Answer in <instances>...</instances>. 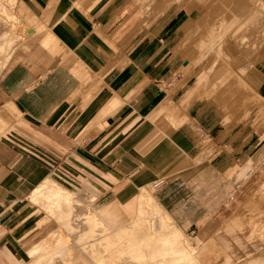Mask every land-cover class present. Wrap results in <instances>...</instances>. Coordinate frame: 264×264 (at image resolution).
Listing matches in <instances>:
<instances>
[{
  "label": "crops",
  "instance_id": "0c3cea01",
  "mask_svg": "<svg viewBox=\"0 0 264 264\" xmlns=\"http://www.w3.org/2000/svg\"><path fill=\"white\" fill-rule=\"evenodd\" d=\"M20 1L33 37L0 72V264H128L130 225L156 243L175 229L187 251L179 227L220 208L254 138L236 94L221 108L205 88L186 98L190 17L143 28L122 2ZM66 191L69 203L41 197Z\"/></svg>",
  "mask_w": 264,
  "mask_h": 264
},
{
  "label": "rangeland",
  "instance_id": "374dc122",
  "mask_svg": "<svg viewBox=\"0 0 264 264\" xmlns=\"http://www.w3.org/2000/svg\"><path fill=\"white\" fill-rule=\"evenodd\" d=\"M112 1H115L116 4H118V2H122L124 6L126 4V6H133L131 9L135 7V2L132 0L129 2H127L128 0ZM222 1L223 0H214L212 3L214 5L219 4ZM235 1L237 5V0L228 1L229 6H231ZM147 4L151 7L149 10L150 14H144L141 20L147 22V26L145 28L154 24L163 16H170L173 13L172 9L175 10V13L181 15V17H190V27L192 28L189 30L191 34L189 35L190 37L187 43L191 46L192 50H195L196 58L192 62H186L188 64L187 67L189 71H192L193 69L200 70L202 75L205 76V79L203 80L205 83L202 82V85L205 88V90L203 88V93H213L216 91L217 96H219L221 95L219 92L221 90L220 88H223L222 91H224V95H231V93L233 95L236 94L237 108H243L242 111L244 114L241 117L247 116V126L251 124L254 137L251 145L245 152L249 155V157H238L241 161L242 168L240 169V173L237 177L232 180V186L227 189V193L221 196L223 199L220 208L216 211L206 212L204 225L200 227L199 231H197L196 228H194L193 232L191 229L185 230L182 227L179 228L185 234L186 237L184 238L188 241L189 248L197 251V255L202 257L204 262H208L213 259V262L210 264H250L249 260L252 259L250 258V254L245 257L237 245L232 242L233 240L229 239L232 238L229 234V236L227 234H223V237L226 242L231 244L234 243L232 245V250L236 252L235 258L228 256L226 251L221 250H219V255L215 257L212 252L207 250L206 246L207 242L211 238L217 243H223V241L219 239L221 235L217 233V230L219 231V229H221L224 224H226L227 221L236 212H238L239 207L243 206L245 202L251 199L253 194L264 182V159L263 161H260L259 158L253 157L256 149L261 150L260 154L262 153L264 155V92L256 91L260 97L252 95L251 91L247 88L246 82L234 74L236 68L239 66L233 65L227 57L229 54L228 49L230 54L234 56L235 49L238 47L240 49V47H244L249 44L253 46L252 48L254 50L251 51L253 53L250 52L247 54L249 62L252 58L258 55L262 58L264 63V27L256 29L257 26L254 25L258 20H260V18L263 19L264 16L257 13L255 18H249L251 15H248L247 11L246 13L241 12L242 8L237 6L235 9H231L227 13L224 12L221 14L219 12L209 11L208 14L202 17L204 9L203 4L199 0H195V9L192 8L189 13L182 8L186 5L185 1L156 0L155 2L149 1ZM243 4V8L247 9V2ZM126 12H130V10ZM199 16L202 17V20L196 25V18H199ZM239 18H242V23L239 21ZM239 30H241L239 39L246 40V42L242 40V44L237 42V40L232 39V37L235 36ZM32 37L33 34L31 33L27 40ZM248 38L249 42L247 41ZM230 39L236 42L235 46L234 44H230ZM225 50H227L226 52L228 54L224 55L223 52ZM21 63L27 66L29 65L26 59L21 61ZM43 67L45 68V64H43L41 68ZM238 72L239 70L237 71V74ZM238 75L241 76L240 74ZM243 86H246V88ZM227 92L230 93L227 94ZM243 121H245L244 118ZM78 189L83 190L82 187H79ZM90 198L92 197L90 196ZM156 216L157 213L154 212L152 219H155ZM52 228L53 227L49 228L50 231ZM152 229L154 230V226H152ZM217 234L220 236L218 237ZM196 240L202 243V245L198 246L195 244ZM263 252L264 251H260V253L253 254V258L259 257L258 264H264V258L259 256ZM228 254H230V252H228ZM237 257H239V259ZM69 259H72V257L69 256Z\"/></svg>",
  "mask_w": 264,
  "mask_h": 264
},
{
  "label": "bare ground",
  "instance_id": "6f19581e",
  "mask_svg": "<svg viewBox=\"0 0 264 264\" xmlns=\"http://www.w3.org/2000/svg\"><path fill=\"white\" fill-rule=\"evenodd\" d=\"M128 0L127 2H129ZM135 2V7L133 8V12L138 13L141 17L144 14H150L149 10L151 7L148 6L149 1H156V0H132ZM185 1V4L182 8L185 9L189 13V11L194 8L195 0H180ZM203 4V14H208L209 11L219 12V13H227L231 9H235L237 6L242 8L241 12L246 13L248 15H251L249 18H255L257 13H260L264 16V0H237L229 6L230 0H223L219 4H214V0H199ZM247 2V9L243 8L244 4ZM198 4V3H197ZM200 4V3H199ZM212 4V5H211ZM127 5V4H126ZM125 5V6H126ZM124 6V5H123ZM181 9V8H178ZM195 9V8H194ZM173 13L175 12L174 9H172ZM202 17L199 16V18H196V25L201 22ZM239 21L242 23V18H239ZM33 22V18L30 17V14L28 12V9L26 6H24L20 0H0V72L4 69L6 64L9 62L12 55L16 52V50L22 46L23 43L28 41L27 39L30 37L32 33L31 29V23ZM147 22L141 21L142 27L146 25ZM226 24V23H225ZM224 24V25H225ZM240 24V23H239ZM257 28L264 27V17L263 19L260 18L255 24ZM142 27H140L142 29ZM144 28V27H143ZM241 35V30L237 32L235 36L232 37V39L237 40L240 44L242 42H246L245 39H239ZM190 37V36H189ZM243 40V41H242ZM52 41V37H50L48 42ZM249 42V38L247 39ZM230 44H236L233 40L230 39ZM47 41L44 43L46 47ZM252 43V42H251ZM49 44V43H47ZM253 44V43H252ZM251 45H247L244 47H239L237 49H232L235 51V55H231L228 49V53L225 50L223 54H228V60L233 65H238L239 67L236 68V71L234 74L246 82L248 90L251 91L252 95H256L260 97L256 93V91L264 92V63L262 61V58H260L258 55L252 58L249 62L247 54L250 53L253 48ZM236 48V47H235ZM254 51V50H253ZM253 53V52H251ZM263 54V53H259ZM252 55V54H251ZM262 56V55H261ZM226 57V56H225ZM239 70L238 74L237 71ZM191 74L195 75V82L192 85L190 91H187L186 98L189 96H196L199 95L203 91V85L202 82L205 83L203 80L205 79V76L202 75L200 70L193 71ZM207 79V78H206ZM225 87V86H224ZM246 88V86H243ZM216 89V88H215ZM214 89V90H215ZM219 91L221 95L217 96L216 91H214L208 98L211 99L210 103L213 102L217 105L218 108L223 107L229 100H234L233 94L231 95H224V91H222L223 88H220ZM227 89V87H226ZM217 90V89H216ZM234 91V90H233ZM226 93V91H225ZM223 94V95H222ZM197 98V96H196ZM195 99V97H192V100ZM237 99V97H236ZM189 100V99H188ZM187 103V102H186ZM188 105V104H186ZM263 112V111H261ZM41 194V190L38 189V191H35L33 193V196H37V194ZM44 202H54L58 201L60 203H69L70 196L67 193H55L47 196H42ZM67 217V214H66ZM94 215H88L86 220H89L90 222L96 221L94 220ZM96 219V218H95ZM92 220V221H91ZM95 224V223H92ZM133 225L127 226V228H124L126 230L121 231L120 234L124 236V262L128 264H144V262H147L146 264H210L213 262V259L204 262L201 259H198L197 252L194 249L188 248L187 251L184 249L182 251H175V248L173 244H175L176 236L179 234L175 229H173V232H169L167 236H163L161 240L156 243L149 239L147 236L145 239L136 240V237L134 238L133 233ZM94 229V228H92ZM108 231V230H107ZM111 231V230H110ZM116 232V231H114ZM114 232H110L108 236H112ZM135 232V231H134ZM217 233L219 239L223 241V243H217L212 238L207 242V250L212 252L215 257L219 255V250L226 251L228 256H231L233 258L236 257V252L232 250V245L235 243L239 250L247 257L250 254L249 262L250 264H258L259 257L253 258L254 253H260V251H264V185L259 188L251 197V203L247 204L245 206H242L237 213H235L224 226L217 230ZM116 234V233H115ZM113 237H110L112 239H109L108 243V251H115V247H117V243L113 242L116 241L115 235ZM223 234H229L231 235L234 243H228L224 240ZM228 235V236H229ZM121 236V235H119ZM114 238V240H113ZM138 238V237H137ZM118 239V238H117ZM120 239V238H119ZM111 240L113 243H111ZM120 241H122L120 239ZM220 241V242H221ZM230 242V241H229ZM222 246H221V245ZM114 248V250H113ZM230 252V254H228ZM142 253V256H141ZM262 254V255H261ZM259 256L264 258V252L261 253ZM247 255V256H246ZM141 256V258H140ZM239 259V257H237ZM197 260H200L199 262Z\"/></svg>",
  "mask_w": 264,
  "mask_h": 264
}]
</instances>
